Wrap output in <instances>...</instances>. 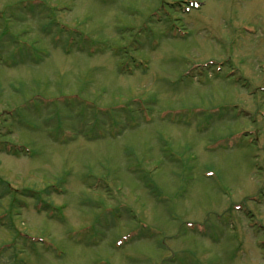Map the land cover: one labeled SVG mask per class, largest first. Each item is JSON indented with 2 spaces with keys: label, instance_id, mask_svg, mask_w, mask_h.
I'll return each mask as SVG.
<instances>
[{
  "label": "rangeland",
  "instance_id": "374dc122",
  "mask_svg": "<svg viewBox=\"0 0 264 264\" xmlns=\"http://www.w3.org/2000/svg\"><path fill=\"white\" fill-rule=\"evenodd\" d=\"M0 264H264V0H0Z\"/></svg>",
  "mask_w": 264,
  "mask_h": 264
}]
</instances>
